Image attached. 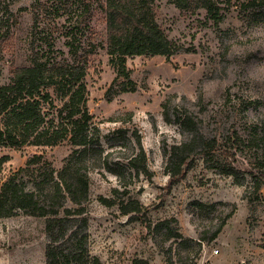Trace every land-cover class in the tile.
Segmentation results:
<instances>
[{"label":"rangeland","instance_id":"374dc122","mask_svg":"<svg viewBox=\"0 0 264 264\" xmlns=\"http://www.w3.org/2000/svg\"><path fill=\"white\" fill-rule=\"evenodd\" d=\"M232 1L221 5L223 19L215 24L205 10L191 14L155 0L157 24L181 49L169 59L127 58L130 91L106 53L104 0H0V86L11 70L28 66L33 53L40 62L83 65L87 108L109 160L132 154L115 130L136 129L141 136L150 179L129 173L119 179L104 170L87 174L81 208L89 254L101 264H167L168 256L174 264H264V0L249 7L243 6L251 0ZM193 137L201 145L215 141V150L204 156L197 149L184 179L169 187L163 150ZM71 150L67 141L0 147V183L33 155H42L56 177ZM230 169L233 175H226ZM129 198L142 205L143 221L119 211L116 204ZM64 206L74 208L68 201ZM170 219L177 220L170 228L201 241L200 249L186 244L177 250L174 239L164 242L163 232L148 235L144 222ZM44 228L45 218L22 211L0 218V264H45Z\"/></svg>","mask_w":264,"mask_h":264},{"label":"trees","instance_id":"16d2710c","mask_svg":"<svg viewBox=\"0 0 264 264\" xmlns=\"http://www.w3.org/2000/svg\"><path fill=\"white\" fill-rule=\"evenodd\" d=\"M154 1L104 0L100 4L105 11V49L109 62L118 73L128 79L130 91L134 88L125 67L127 58L161 56L169 59L181 49L157 24ZM252 1L243 7L254 5L255 0ZM169 2L180 11L191 14L205 10L208 18L215 24L223 19L221 11L224 8L221 5L235 4L232 0ZM89 11L88 6L85 13ZM85 77L86 68L83 65L65 60L40 62L37 54L33 53L30 64L11 70L8 82L0 86V147H53L65 141L72 147L62 168L56 172L57 178L52 166L42 155H33L24 168L0 183V218L9 217L16 211L45 218V264H101L98 258L89 254L86 234L88 221L81 208L87 201V174L90 171L104 170L119 179L127 173L135 177L142 175L147 179L151 176L141 136L136 129H117L113 133L121 134L129 143L132 149L130 156L110 161L108 154H105L100 144V130L92 124L87 108ZM122 91L127 90L124 88ZM163 119L170 123L166 111H163ZM200 142L202 145L193 137L187 143L163 150L169 187L184 179L190 169L192 155L197 149L204 156L214 152L215 141ZM41 168L46 169L42 176L38 174ZM224 173L233 175L234 171L230 169ZM27 177L31 181L29 187L26 186ZM260 186L257 183L255 190H259ZM67 201L74 208L65 207L64 203ZM101 201L106 205L104 199ZM108 203L107 207L112 206V202ZM116 205L121 214H134L139 217V221H143L140 220L143 207L138 200L129 198L126 203L121 201ZM229 218L230 215L226 216L212 233L210 241L218 237ZM171 223L177 224V220L158 221L154 225L144 222V225L148 235L163 232L164 242L174 239L177 250L186 244L200 249L201 241L183 238L177 226L175 230L170 228ZM141 263L136 260L132 264ZM167 264H174L170 256L167 257Z\"/></svg>","mask_w":264,"mask_h":264},{"label":"clouds","instance_id":"9594fccd","mask_svg":"<svg viewBox=\"0 0 264 264\" xmlns=\"http://www.w3.org/2000/svg\"><path fill=\"white\" fill-rule=\"evenodd\" d=\"M261 67L264 68V65H262ZM261 79H264V75L261 76Z\"/></svg>","mask_w":264,"mask_h":264}]
</instances>
